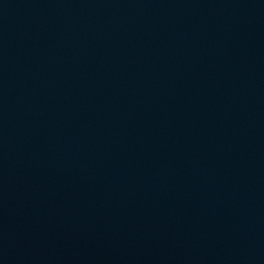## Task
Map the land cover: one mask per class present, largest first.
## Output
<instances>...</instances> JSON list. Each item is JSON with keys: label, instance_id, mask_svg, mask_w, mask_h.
I'll return each mask as SVG.
<instances>
[{"label": "water", "instance_id": "1", "mask_svg": "<svg viewBox=\"0 0 264 264\" xmlns=\"http://www.w3.org/2000/svg\"><path fill=\"white\" fill-rule=\"evenodd\" d=\"M0 264H264V0H0Z\"/></svg>", "mask_w": 264, "mask_h": 264}]
</instances>
